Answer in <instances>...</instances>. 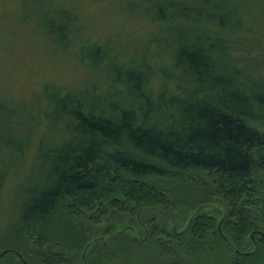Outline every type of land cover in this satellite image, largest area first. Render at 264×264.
Listing matches in <instances>:
<instances>
[{
	"label": "trees",
	"instance_id": "1",
	"mask_svg": "<svg viewBox=\"0 0 264 264\" xmlns=\"http://www.w3.org/2000/svg\"><path fill=\"white\" fill-rule=\"evenodd\" d=\"M144 2L126 7L149 30L143 44L118 34L84 38L71 0H0V18L16 13L26 32L33 28L64 53L83 40L96 54L84 63L88 84L42 86L36 116L14 124L26 106L0 103V153L8 156L0 179L42 129L15 225V236L26 238H14L25 243L24 252L15 250L22 264L32 255L39 264H74L56 214L97 222L107 210L133 216L144 243L164 252L220 241L234 253L230 264H259L246 248L247 235L264 230V0L257 9L250 0ZM130 46L143 48L118 52L120 59L104 49ZM115 59L133 68H110ZM210 212L221 213L219 225ZM99 242H89L86 254Z\"/></svg>",
	"mask_w": 264,
	"mask_h": 264
},
{
	"label": "rangeland",
	"instance_id": "2",
	"mask_svg": "<svg viewBox=\"0 0 264 264\" xmlns=\"http://www.w3.org/2000/svg\"><path fill=\"white\" fill-rule=\"evenodd\" d=\"M71 1L76 5L80 16L82 35L90 41L99 38V40H105L106 36L116 37L115 34L120 35L122 41L125 39L131 42H134L132 39L144 40L148 36L149 30L142 28V24L138 23L136 19L130 20L126 10V7L132 3L144 4V0ZM236 1L240 4L243 3V0ZM250 1L259 4L254 5L256 9L261 8L262 4L258 3L259 0ZM7 4L9 6L10 1H7ZM242 5L246 4L243 3ZM7 16L0 18V94H2L0 103L7 106L11 100H15L13 103L26 106L25 116L15 117L14 124H16L18 120L24 121L27 115L36 116V107L39 105L38 99L44 84L56 83L70 87L88 84L92 78L84 70V63L86 59H94L96 54L91 51L92 48H90V52H87L88 44L86 45V41L83 40L77 44V47H69L67 53H64L54 45L51 46L43 41L33 28L30 27L26 32L21 22L16 20V13H9ZM116 38L120 39L119 37ZM145 42L146 40L143 41V44ZM141 48L143 47H110V49L104 47L111 53L118 54L116 55L118 59L123 58L122 55L125 53L132 55V52L141 51ZM76 49L77 54H73ZM129 62L132 63L131 58ZM129 62L122 64L123 61L115 59L110 68L121 66L126 69L133 68ZM110 75L113 77L112 74ZM100 78L97 79L96 83L101 90L104 80L102 78L100 81ZM115 89H119V87ZM41 122L44 126L46 120L41 118ZM41 130L36 127L34 132L32 131L33 137L30 148L24 152L21 158L16 159V162L9 166L5 176L0 179V255L5 251H10L12 254V256L4 257L1 264H22L21 256L16 251L24 252L25 243L19 246L16 245L15 240L17 236H19L18 239L22 240H26V238L21 235V232H17V236H15V225L19 214H21V202L26 197L24 190L32 187L33 165L37 162L35 160L37 133ZM0 159L8 161L5 150L0 153ZM107 211H109L108 214L101 216L100 221L97 222L87 219V214L80 217H68L62 211L56 214L59 220L56 223L60 225L61 230H64L65 237H68L62 240V243L69 247L64 253L72 263L80 264L81 258L83 264H170L172 262H180L181 264H230L234 258V253L220 241L206 244L204 249L193 252L178 247L170 253L164 252L151 241L144 243L147 235L143 237L142 230L132 226L133 216L128 217L126 214L112 210ZM194 212L192 211L189 216L191 217ZM209 215L215 218L218 225L221 223L223 218L221 213L210 212ZM162 226L167 231L171 230L170 223L166 222ZM256 232L264 234L263 230L261 232L253 231L247 235L250 237L253 234L252 238L255 242L258 241V237L254 238ZM118 234H122L121 236L124 238V240L119 239V241H123L122 244L114 239L107 242L103 241ZM247 236L246 238H248ZM87 240L89 241L87 242ZM95 240L100 242L92 246L86 254L88 248L84 252L86 247H83L81 243L87 242L89 247L91 241ZM245 240L249 242L248 239ZM254 249L255 245L252 241V244L247 245L246 250L251 253ZM253 255L257 263L264 264V242L257 244V249ZM28 257L32 264H39L33 255ZM24 262L26 261L24 260ZM26 264L28 263L26 262Z\"/></svg>",
	"mask_w": 264,
	"mask_h": 264
},
{
	"label": "water",
	"instance_id": "3",
	"mask_svg": "<svg viewBox=\"0 0 264 264\" xmlns=\"http://www.w3.org/2000/svg\"><path fill=\"white\" fill-rule=\"evenodd\" d=\"M200 210V208H198L193 214H192V216H191V218H190V220H189V223H190V221L192 220V218L194 217V215L198 212ZM188 223V224H189ZM259 235L262 237V238H264V234L263 233H259ZM253 234H251L250 235V238H251V240L254 242V245H255V249H254V251L253 252H251V253H247L246 255H253L254 253H255V251H256V249H257V244H256V242L253 240ZM226 242H227V240L224 238V237H222ZM228 243V242H227ZM228 245L230 246V244L228 243ZM231 247V246H230ZM88 248V245L86 246V248L84 249V252H85V250ZM6 252V251H5ZM5 252H3L2 254H4ZM1 254V255H2ZM0 255V256H1ZM83 260H84V257H83ZM23 264H26V262H24L23 261Z\"/></svg>",
	"mask_w": 264,
	"mask_h": 264
}]
</instances>
